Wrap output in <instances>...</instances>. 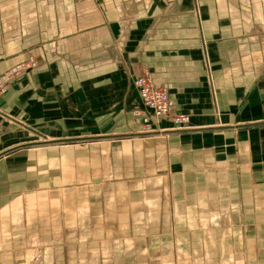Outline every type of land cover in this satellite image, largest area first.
<instances>
[{
	"label": "crops",
	"instance_id": "0c3cea01",
	"mask_svg": "<svg viewBox=\"0 0 264 264\" xmlns=\"http://www.w3.org/2000/svg\"><path fill=\"white\" fill-rule=\"evenodd\" d=\"M191 3L18 0L13 6L5 1L0 38L4 49L17 55L0 57V75L28 58L19 51L20 29L30 33L35 26L42 46L54 45V52L45 48L48 54H40L37 48L48 63L0 97L1 221H23L41 183L54 184L52 174L47 182L43 166L50 167L49 173L60 167L59 150L23 147L20 126L43 138L36 126H60L63 106L77 100L76 86L71 96L64 88L71 85L60 83L62 67L70 76L77 68L88 71L83 75L90 79L88 93L101 94V108L131 106L137 134L165 121L150 117L145 123L133 115L145 111L133 80L146 70L155 85L169 90L174 112L189 115V129L182 130L188 143L221 141L223 146L227 140L235 167L243 159L250 219L259 217L255 236L264 238V0H200L196 9ZM108 92L118 95L114 102L107 101L114 98L106 97ZM254 247L252 243L250 251Z\"/></svg>",
	"mask_w": 264,
	"mask_h": 264
},
{
	"label": "rangeland",
	"instance_id": "374dc122",
	"mask_svg": "<svg viewBox=\"0 0 264 264\" xmlns=\"http://www.w3.org/2000/svg\"><path fill=\"white\" fill-rule=\"evenodd\" d=\"M5 1L18 5L0 0V7ZM29 32H18L19 51L28 58L0 75V97L47 62L37 48L53 55L54 45L43 47L35 26ZM2 38L0 57L17 55ZM32 62V69L14 73ZM65 70L60 83L71 85L67 92L76 86L77 100L62 107L60 126H36L43 138L19 125L23 147L55 148L61 163L50 173L43 166L54 184L41 183L23 221L0 220V264H264V238L255 236L260 219H250V189L242 183L244 162L235 167L229 141L190 144L168 121L137 134L131 106L101 108V94L88 93V71ZM105 96L114 102L118 95Z\"/></svg>",
	"mask_w": 264,
	"mask_h": 264
},
{
	"label": "built area",
	"instance_id": "2783aa9c",
	"mask_svg": "<svg viewBox=\"0 0 264 264\" xmlns=\"http://www.w3.org/2000/svg\"><path fill=\"white\" fill-rule=\"evenodd\" d=\"M25 65L15 70L17 76L22 72L32 69L36 64ZM13 79V72L9 74ZM4 80H0V83ZM134 86L138 90L140 101L145 111L137 110L133 112L134 117L144 118L145 123L153 117L156 120H165L171 122L177 129H188L190 118L187 115L176 114L174 112V102L170 92L166 87L155 85L151 75L144 70L134 80ZM148 125V124H147Z\"/></svg>",
	"mask_w": 264,
	"mask_h": 264
}]
</instances>
